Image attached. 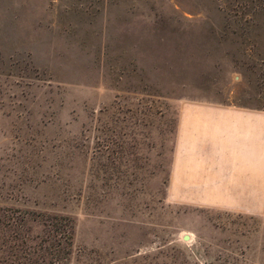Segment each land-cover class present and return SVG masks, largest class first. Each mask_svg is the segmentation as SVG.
Segmentation results:
<instances>
[{
  "label": "rangeland",
  "instance_id": "1",
  "mask_svg": "<svg viewBox=\"0 0 264 264\" xmlns=\"http://www.w3.org/2000/svg\"><path fill=\"white\" fill-rule=\"evenodd\" d=\"M195 104L264 109V0H0V264L45 213L65 264H264V209L196 202Z\"/></svg>",
  "mask_w": 264,
  "mask_h": 264
},
{
  "label": "crops",
  "instance_id": "2",
  "mask_svg": "<svg viewBox=\"0 0 264 264\" xmlns=\"http://www.w3.org/2000/svg\"><path fill=\"white\" fill-rule=\"evenodd\" d=\"M182 144L196 202L246 214L264 209V109L195 104ZM186 150V154H185Z\"/></svg>",
  "mask_w": 264,
  "mask_h": 264
},
{
  "label": "trees",
  "instance_id": "3",
  "mask_svg": "<svg viewBox=\"0 0 264 264\" xmlns=\"http://www.w3.org/2000/svg\"><path fill=\"white\" fill-rule=\"evenodd\" d=\"M47 264H65L73 245L75 225L68 215L45 213L41 220Z\"/></svg>",
  "mask_w": 264,
  "mask_h": 264
}]
</instances>
